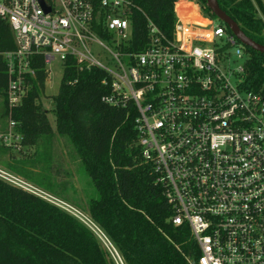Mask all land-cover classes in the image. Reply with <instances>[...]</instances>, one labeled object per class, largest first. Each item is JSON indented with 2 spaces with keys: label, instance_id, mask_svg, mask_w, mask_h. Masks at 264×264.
<instances>
[{
  "label": "built area",
  "instance_id": "1",
  "mask_svg": "<svg viewBox=\"0 0 264 264\" xmlns=\"http://www.w3.org/2000/svg\"><path fill=\"white\" fill-rule=\"evenodd\" d=\"M131 7L133 0H0L10 110L0 137L18 135L11 109L27 97L38 71L47 80L48 65L57 61L63 74L101 69L110 90L104 100L136 110L140 156L164 186L172 223L187 224L200 250L192 264H264V89L246 88L244 45L199 0H178L173 37L149 21V41L136 51ZM0 179L79 220L114 264H127L89 214L1 166Z\"/></svg>",
  "mask_w": 264,
  "mask_h": 264
},
{
  "label": "trees",
  "instance_id": "2",
  "mask_svg": "<svg viewBox=\"0 0 264 264\" xmlns=\"http://www.w3.org/2000/svg\"><path fill=\"white\" fill-rule=\"evenodd\" d=\"M199 1L206 15L224 24L211 12L206 0ZM177 2L133 0L129 19L134 50L140 51L148 43L149 21L162 35L173 37ZM217 2L248 37L264 45L261 3L257 0ZM182 6L180 3L177 9ZM3 32L7 36L8 29ZM244 47L246 88L262 91L264 53ZM46 77V72L38 71L37 77L30 79L32 85L27 97L11 109L15 131L22 135L23 144L35 145L50 132L49 110L41 102ZM105 77L104 71L98 68L82 71L67 68L52 109L57 133L71 142L97 191V197L88 202L90 216L109 236L127 264H192L200 250L187 224L172 223L175 210L165 198L164 186L156 181L152 164L140 156L134 127L136 110L131 103L115 106L104 100L110 92ZM6 86L7 75L0 65L2 115L9 119ZM26 163V160L14 159L9 167L27 177ZM0 264L114 262L100 240L79 220L0 179Z\"/></svg>",
  "mask_w": 264,
  "mask_h": 264
},
{
  "label": "rangeland",
  "instance_id": "3",
  "mask_svg": "<svg viewBox=\"0 0 264 264\" xmlns=\"http://www.w3.org/2000/svg\"><path fill=\"white\" fill-rule=\"evenodd\" d=\"M257 1L264 7V0ZM259 15L262 16V13ZM48 68L50 71L41 102L49 110L50 132L35 145L23 144L22 135L15 130L14 132L19 136L16 134L9 142H5L4 137H0V166L10 170L9 165L12 160H26L24 169L29 176H22L23 178L69 201L90 215L88 202L92 197H97V191L71 142L67 137L57 133L52 111L55 104L54 97L59 91L63 67L57 61L48 65ZM3 100V96L0 95V136H3L9 128L8 119L2 115Z\"/></svg>",
  "mask_w": 264,
  "mask_h": 264
},
{
  "label": "water",
  "instance_id": "4",
  "mask_svg": "<svg viewBox=\"0 0 264 264\" xmlns=\"http://www.w3.org/2000/svg\"><path fill=\"white\" fill-rule=\"evenodd\" d=\"M206 3L217 19L222 21L242 44L252 48L253 50L264 53V45L259 44L248 37L241 30L238 24L219 7L217 0H206Z\"/></svg>",
  "mask_w": 264,
  "mask_h": 264
},
{
  "label": "bare ground",
  "instance_id": "5",
  "mask_svg": "<svg viewBox=\"0 0 264 264\" xmlns=\"http://www.w3.org/2000/svg\"><path fill=\"white\" fill-rule=\"evenodd\" d=\"M185 10V6L183 5L179 10L178 13L183 16Z\"/></svg>",
  "mask_w": 264,
  "mask_h": 264
}]
</instances>
